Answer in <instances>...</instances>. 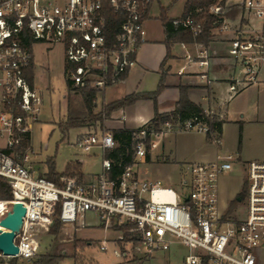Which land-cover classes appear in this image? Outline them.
<instances>
[{
	"label": "built area",
	"instance_id": "obj_1",
	"mask_svg": "<svg viewBox=\"0 0 264 264\" xmlns=\"http://www.w3.org/2000/svg\"><path fill=\"white\" fill-rule=\"evenodd\" d=\"M154 1L0 0V179L10 194L0 198V220L14 203L25 208L19 230L0 226L14 233L18 249L13 255L0 251V257L32 258L58 209L62 225L93 226L86 220L89 213L104 228L129 226L132 240L117 237L126 244L124 256L126 247L146 258L178 244L186 250L182 264H264V161L245 163V188L238 194L245 210L235 214L219 202V178L232 169L231 154L190 163L177 190L162 179L138 176L134 160H144L155 147L154 137L173 128L168 121L158 132L140 128L133 162L115 180L109 178L111 161L104 157L101 171L89 181L73 175L63 176L56 184L34 174L30 165L31 132L43 102L34 80L30 84L28 79L31 45L37 41L61 44L69 86L88 85L101 92L120 83L134 66ZM208 11L214 16L208 44L179 42L183 49L189 45L195 49L184 58L195 65L207 87L213 81L208 74L215 54L211 43L225 41V58L232 68L229 90L236 93L257 83L264 66V0H211ZM173 25L190 29L193 36L200 31L190 12L173 19ZM25 39L30 40V49L23 45ZM96 123L82 126L85 130L76 137V145L84 152L116 145L112 132ZM178 125L180 130L203 132L211 143L220 144V135L205 123L188 119ZM24 137L29 146L21 149Z\"/></svg>",
	"mask_w": 264,
	"mask_h": 264
},
{
	"label": "crops",
	"instance_id": "obj_2",
	"mask_svg": "<svg viewBox=\"0 0 264 264\" xmlns=\"http://www.w3.org/2000/svg\"><path fill=\"white\" fill-rule=\"evenodd\" d=\"M159 0H155L153 4ZM186 0L184 1L185 5ZM150 9L149 17L144 23L145 41L139 46L135 64L125 78L118 84L109 86L96 96L95 111L103 104L110 103L130 93H143L156 89L161 72H165V86L157 95L155 102L150 99H139L133 104L111 113L105 120L107 129L148 128L149 121L158 113H167L175 108L180 97V86H188L187 97L222 120L220 144L207 140L203 132L180 130L178 123L169 131L154 137L155 147L147 152L140 163L152 165L150 173L144 178H159L169 186L173 185L170 177L176 172L179 178L188 170L194 161H214L218 156L231 154L234 158L232 169L240 166L245 172L247 161H264V66L259 72L257 83L247 85L236 93L229 90L231 65L226 55V42L216 40L211 43L215 53L209 70L213 79L209 86L197 75L198 69L184 58L185 53L194 54L195 49L189 45L183 49L179 42L174 43L167 58L165 32L158 15ZM184 10V6H183ZM167 16L171 19L182 16ZM33 56V54H32ZM33 80L35 62L33 56ZM182 71V73H179ZM35 84V82H34ZM101 100L98 106V100ZM149 129V128H148ZM98 173L82 180L96 178ZM69 227V225H67ZM73 227V225H70ZM118 255V254H117Z\"/></svg>",
	"mask_w": 264,
	"mask_h": 264
},
{
	"label": "rangeland",
	"instance_id": "obj_3",
	"mask_svg": "<svg viewBox=\"0 0 264 264\" xmlns=\"http://www.w3.org/2000/svg\"><path fill=\"white\" fill-rule=\"evenodd\" d=\"M185 0H159L152 7L155 15L161 13L164 8L167 16H177L183 10ZM35 62L34 82L42 94V105L37 121L31 132L30 165L34 168V174L45 177L50 164L55 172H63L71 161H79L81 172L86 177L96 175L101 171L103 151L94 147L89 152H84L76 145V137L83 132L82 126L70 128L62 132L58 124L66 116L67 77L64 72V58L61 44H48L34 42L31 45ZM73 96V93L71 92ZM100 95L98 94V97ZM75 97V96H74ZM98 106L101 100H98ZM106 120V119H105ZM105 120L99 128L107 129ZM152 165L140 163L139 159L133 162V168L138 176L144 177L150 173ZM174 180L172 187L178 189L176 172L170 177ZM245 188V172L240 166H235L231 172L223 174L219 178V202L229 209L231 213H243L245 202L237 201L235 196ZM233 202V205H231ZM87 222L93 226L79 227L74 224L60 225L57 231H50L40 235V246L37 253L30 259L0 257V264H34L43 254L61 255L62 259L55 264H182L186 253L184 247L173 244L168 250L156 251L146 258L132 254L127 248L128 255H122L126 244L117 237L128 233V228L116 230L114 227L104 228L92 220V216L86 215ZM125 240V239H124ZM104 245V249L100 246ZM128 246V245H127ZM116 250L118 255L114 252Z\"/></svg>",
	"mask_w": 264,
	"mask_h": 264
},
{
	"label": "trees",
	"instance_id": "obj_4",
	"mask_svg": "<svg viewBox=\"0 0 264 264\" xmlns=\"http://www.w3.org/2000/svg\"><path fill=\"white\" fill-rule=\"evenodd\" d=\"M211 0H186L182 16H185L189 12L192 19L199 25V33L196 36L191 34L190 29L173 25V19L167 17L164 8H161V14L159 19L163 25L165 32V45L167 49L166 57L170 56V49L174 43L177 42H200L202 44H208V32L214 20V16L208 11V4ZM200 8L199 11L195 9ZM112 34V32L110 31ZM109 33V36H112ZM23 45L30 49V40L25 39ZM33 69L32 64L28 70V79L30 84L33 81ZM165 72L162 71L158 85L155 90L143 93H130L110 103L103 104L99 111H95L96 96L99 93L96 89L84 85L76 88H71L67 82L69 94L67 95L66 116L65 119L59 122L58 127L62 132H67L70 128L86 126L92 123L98 122L100 127L105 119L109 118L111 113L120 108H124L136 102L139 99H150L155 102L157 95L165 86ZM188 86H180V97L175 105V108L167 113H158L155 111L154 116L149 121V129L158 132L165 121L171 124L182 123L188 119H192L195 122L205 123L210 129L217 132L220 135L222 120L216 118L214 115H209L206 111L195 102L191 101L186 94ZM73 93V96L71 95ZM75 96V97H74ZM140 130L137 129H114L112 130L113 138L116 145L111 149L103 151V157L108 158L111 161V169L109 172V178L115 180L124 167L130 165L133 162V145L135 143L136 133ZM207 140L208 136L206 135ZM148 142V137L146 138ZM29 146L28 137H24L21 143V149H25ZM77 175L82 178L81 166L79 161H71L67 164L63 172H55L53 165L50 164L49 170L45 173V178L53 180L56 184H60V179L63 176ZM244 189L239 193L242 194ZM7 184L0 179V198H9ZM233 205V202H231ZM55 211L54 222L50 226L48 232L57 231V228L62 225L58 220ZM231 211V207L228 212ZM116 230L122 228H129L126 225L113 226ZM125 240H132V233L124 234ZM61 255H41L34 264H55L58 260L62 259Z\"/></svg>",
	"mask_w": 264,
	"mask_h": 264
},
{
	"label": "water",
	"instance_id": "obj_5",
	"mask_svg": "<svg viewBox=\"0 0 264 264\" xmlns=\"http://www.w3.org/2000/svg\"><path fill=\"white\" fill-rule=\"evenodd\" d=\"M235 199L240 201L241 196L238 195L235 197ZM24 214V206L19 202L14 203L12 205L11 211L7 212L6 215L0 220V226L7 229L19 230ZM13 237V232L3 231L0 229V251L4 255H13L17 253L18 249L13 243Z\"/></svg>",
	"mask_w": 264,
	"mask_h": 264
}]
</instances>
